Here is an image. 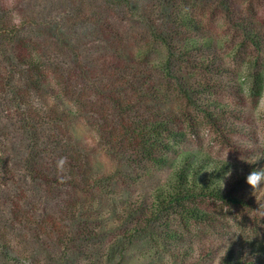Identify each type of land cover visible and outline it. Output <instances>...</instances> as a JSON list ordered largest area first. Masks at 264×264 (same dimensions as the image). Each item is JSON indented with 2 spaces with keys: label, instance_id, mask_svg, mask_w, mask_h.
Here are the masks:
<instances>
[{
  "label": "trees",
  "instance_id": "trees-1",
  "mask_svg": "<svg viewBox=\"0 0 264 264\" xmlns=\"http://www.w3.org/2000/svg\"><path fill=\"white\" fill-rule=\"evenodd\" d=\"M95 1L63 25L0 0V186L29 245L15 253L0 242V264H110L140 239L155 246L141 256L160 264H264L262 243L191 238L193 227L217 228L204 203L264 214V189L246 183L264 152L249 157L253 147L230 138L253 135L246 98L264 91V8L253 19L239 0ZM213 20L226 26L232 64L204 30ZM196 117L247 159L177 149ZM102 157L112 165L99 171ZM151 167L168 174L135 192L155 179ZM30 197L56 209L40 221L21 215Z\"/></svg>",
  "mask_w": 264,
  "mask_h": 264
},
{
  "label": "rangeland",
  "instance_id": "rangeland-1",
  "mask_svg": "<svg viewBox=\"0 0 264 264\" xmlns=\"http://www.w3.org/2000/svg\"><path fill=\"white\" fill-rule=\"evenodd\" d=\"M242 3L240 9L245 12V16L253 19H258L257 21L264 22V16H258L262 9L264 8V0H239ZM95 0H17V4L22 8L23 15L27 16L26 10L29 9L32 5L38 12H46L50 19L55 18L60 24H66L72 22V19L80 20L81 15L92 11L93 3ZM248 4L252 5L253 13H248L246 7ZM95 7V6H94ZM245 9V10H244ZM201 13V12H199ZM59 14V15H58ZM60 14L62 18L59 17ZM201 16V15H200ZM258 16V17H257ZM208 23V22H207ZM204 25V24H203ZM226 26L223 25L220 20H213L204 25V30H209V33L214 34L218 41L225 42L222 45V55L225 57L229 52L228 40H227V31ZM264 29V24H263ZM138 33V32H137ZM135 33L133 38L142 39L145 35H137ZM227 41V42H226ZM228 57V56H227ZM226 61L228 64H232L233 59L230 57ZM235 65V64H234ZM232 68L236 69L237 72L243 74L245 71L244 67L233 66ZM251 80L245 82L246 89L249 87ZM213 100L220 102L222 104L231 105L235 104L234 100H231L228 96H212ZM247 107L250 111L249 120L250 124L246 127L252 132V137L248 138L243 136H234L230 137L233 141L244 146H248L246 150L250 149L253 151L250 152L249 157L257 156L259 153L264 152V91L262 97L258 100L257 103L251 102V100L246 98ZM200 118L196 117L197 127L195 129V134L189 135L191 143L188 146L177 147L180 151L194 149L202 151L210 155L214 159H220L230 163H239L247 159L245 155L241 154L240 151L231 149L225 144V142L220 138L219 134L206 122L198 120ZM80 133L85 132L84 126L82 125L78 130ZM110 161L106 157L99 159L97 163V170L101 171L107 169L111 166ZM147 169V168H146ZM148 170V169H147ZM148 171H151L155 179L143 182L135 186V192L150 190L156 183H159L165 179L168 174V170H159L157 168L151 167ZM10 187L0 186V242L2 244H7L10 249L15 253H27L29 249L27 238L24 237V234L19 226L15 222V217L12 215V207L9 201L13 200L12 196L9 193ZM28 202V200H26ZM25 202V203H26ZM29 207L23 206L20 213L23 215V212L28 213L34 221H40L45 219L46 216H51V212L56 209L53 205H48L46 208L42 203H39L37 200H34L30 197ZM60 204V201L58 202ZM57 204V205H58ZM198 208L203 211L215 216L218 219L216 224L217 228L215 231L209 230L206 228L205 232H201L197 227L191 229L194 236H190L195 239H205V237L213 236L214 238H224L230 240H243V241H255L264 244V214H259L260 212L248 209H235L229 208L220 204L215 203H204ZM30 208L32 210H30ZM45 210V211H44ZM204 233H206L204 235ZM205 236V237H204ZM27 241V242H26ZM171 246H177L174 242H169ZM166 248V246H163ZM155 248V246L147 239H140L130 250L121 255H117L110 261V264H160L157 260H152L147 257L141 256V252L149 251L150 249ZM162 248V247H161ZM157 250H154L156 252ZM157 253V252H156ZM119 256V257H118ZM141 256V257H140ZM97 259V258H96ZM44 261V260H43ZM49 263V260L45 261ZM108 263V262H107Z\"/></svg>",
  "mask_w": 264,
  "mask_h": 264
},
{
  "label": "clouds",
  "instance_id": "clouds-1",
  "mask_svg": "<svg viewBox=\"0 0 264 264\" xmlns=\"http://www.w3.org/2000/svg\"><path fill=\"white\" fill-rule=\"evenodd\" d=\"M61 163H63V161H61ZM226 163H227V156H226ZM231 175H232V170L229 169V171L225 173V178H228ZM219 182H222L224 186L223 181H219ZM246 183L251 187V189L254 192L264 189V168H254L246 177Z\"/></svg>",
  "mask_w": 264,
  "mask_h": 264
}]
</instances>
